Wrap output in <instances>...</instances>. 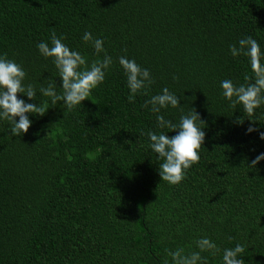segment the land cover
Instances as JSON below:
<instances>
[{"label":"trees","instance_id":"trees-1","mask_svg":"<svg viewBox=\"0 0 264 264\" xmlns=\"http://www.w3.org/2000/svg\"><path fill=\"white\" fill-rule=\"evenodd\" d=\"M53 31L89 65L104 56L83 41L91 32L113 60L71 111L39 93L51 81L62 92L52 58L37 48L51 46ZM247 36L264 50V0H0V55L37 90L35 100L18 95L49 107L27 114L33 123L20 136L0 120V264H172L166 249L199 251L202 237L220 249L201 253L207 264H223L237 243L245 263H264V160L249 166L264 140L246 132L250 117L220 87L252 75L248 57L229 51ZM120 56L150 70L149 95L129 102ZM165 87L181 104L161 109L165 119L178 123L195 108L205 121L200 161L176 185L161 180L145 134L169 132L144 107ZM251 118L264 131V105Z\"/></svg>","mask_w":264,"mask_h":264},{"label":"clouds","instance_id":"clouds-1","mask_svg":"<svg viewBox=\"0 0 264 264\" xmlns=\"http://www.w3.org/2000/svg\"><path fill=\"white\" fill-rule=\"evenodd\" d=\"M63 35L57 36L55 31L51 34L50 44L41 41L37 48L45 58H52L61 78V93L56 91V81H51L46 87L41 86L39 93L44 97L51 98V104L55 106L63 101L67 110L71 111L80 105L85 99H89L92 91L101 85L106 73L113 63L104 48L102 38H94L91 32H85L82 39L85 43H91L95 53H104L102 60H94L89 65L86 57L77 50L70 49L63 40ZM238 45H230L229 51L233 57H248L252 75L245 74V83L236 84L231 79L221 81L222 96L230 102V106L235 109L237 105H242L243 111L247 114L252 123L246 132H259L260 139L264 140V131H259L255 126L256 109L264 105V50L259 42L252 36L241 38ZM119 64L124 70L127 78V86L130 89L129 102H134L135 96L141 93L149 95L154 79L150 70L143 68L135 59L126 56L118 58ZM27 72L24 67L13 59H9L7 54L0 55V120L10 122V131L14 136H20L28 132L33 121L27 114H38L43 116L48 106L44 103H30L20 98L18 94L27 96L28 100L37 99V90L31 83L25 84ZM178 79V77H174ZM151 105V111L156 113L157 125L160 129H168L175 132V135H168L169 132L148 131L145 133L150 140L149 147L158 154L162 163L159 165V175L161 180L176 185L186 178L187 170L200 161L199 150L205 142L206 133L203 130L205 121L195 108L192 111L182 114L178 123L165 119L161 115V109L169 106L178 108L181 106L180 97L171 92L167 87L161 93L150 96L145 101L144 107ZM183 113V109L181 108ZM18 117V119H17ZM236 123L242 124L243 119L237 118ZM261 160H264V153L257 155L250 163V167H255ZM231 239V238H230ZM199 251L186 253L183 247L175 251L166 249L171 257L172 264H207L203 252H210L216 255L220 251L214 241L208 237H202L195 241ZM245 246L237 243L233 248L223 250V264H245L242 254ZM164 264H169L165 260Z\"/></svg>","mask_w":264,"mask_h":264},{"label":"water","instance_id":"water-1","mask_svg":"<svg viewBox=\"0 0 264 264\" xmlns=\"http://www.w3.org/2000/svg\"><path fill=\"white\" fill-rule=\"evenodd\" d=\"M245 264H264V263H245Z\"/></svg>","mask_w":264,"mask_h":264}]
</instances>
